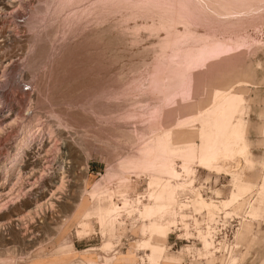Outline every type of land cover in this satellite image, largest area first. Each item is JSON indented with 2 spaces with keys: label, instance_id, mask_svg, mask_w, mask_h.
Returning <instances> with one entry per match:
<instances>
[{
  "label": "rangeland",
  "instance_id": "1",
  "mask_svg": "<svg viewBox=\"0 0 264 264\" xmlns=\"http://www.w3.org/2000/svg\"><path fill=\"white\" fill-rule=\"evenodd\" d=\"M215 88L241 96L246 155L189 176L170 156L181 179L145 167L168 132L198 150ZM194 176L150 259L140 209ZM196 192L216 207L194 210ZM0 264H264V0H0Z\"/></svg>",
  "mask_w": 264,
  "mask_h": 264
},
{
  "label": "bare ground",
  "instance_id": "2",
  "mask_svg": "<svg viewBox=\"0 0 264 264\" xmlns=\"http://www.w3.org/2000/svg\"><path fill=\"white\" fill-rule=\"evenodd\" d=\"M225 49L226 47L217 43L215 50H211L209 54H212L211 56L217 55L215 58L222 60L226 57L227 51ZM198 58L201 57L198 56L197 59ZM215 60L213 58L212 62ZM223 93L224 90L219 88H215L214 92H212L211 101L213 106L207 110V123H211V132L204 136L205 140L201 142L197 151L196 148L198 146L193 143H188V145L184 147L170 148L169 143L172 133L168 132L160 139H155L153 140V143L151 142L152 144L149 147V151L154 150V155L151 157H149L148 154L143 155L142 161L140 162L147 168H154L157 164H159L164 170L168 171L172 177L181 179V172L175 168H168L170 156L172 158L176 155L183 157L182 170L187 176L193 172V169H190L188 163L194 159H196L197 162L199 161L204 168L218 172L223 170V165L220 162L222 157L227 156L229 158H235L236 156H245L247 146L244 140V128L240 119H236L239 112V103L242 100L241 96L235 93L227 95ZM220 96L222 97L221 100H219ZM17 161V158L13 159L11 161V167L16 166V164H18ZM147 171H149V169ZM194 183L195 176L187 178L183 183H172L167 181L162 184L161 189L149 194V202L144 203L143 208L140 209L141 216L149 218V223H143L141 226L142 233H148V238L142 240L140 245L150 250V259H158L163 255V253H165L164 251L166 247L164 246V243L167 242L172 226L175 224L174 220H165L163 219V216L165 217V214L169 213V211L172 214H176L177 207L178 210L183 213L184 208L188 207L187 203L178 202L177 189H180L186 184L191 186ZM195 195V198L188 200V202L191 203L190 206H193L194 210L198 211L203 208L214 209L216 207L212 201L205 200L206 198L204 199L199 192H196ZM238 197V193L233 192L229 199L223 200L221 203L224 206L229 205L235 202ZM122 203L125 207L128 204L127 199L124 198ZM118 208L119 207L114 201L105 207L98 208L97 214L102 226H104L108 221L113 225L116 219L114 217V213L117 212ZM181 216L185 217L186 215L182 214ZM249 227L250 225L248 222L244 220L241 227L242 230L248 229ZM240 234H242L241 231L239 232V235ZM208 235H210V232L208 234H203L202 236L204 242L203 244H205V246L212 244L211 241L209 242L207 240Z\"/></svg>",
  "mask_w": 264,
  "mask_h": 264
},
{
  "label": "crops",
  "instance_id": "3",
  "mask_svg": "<svg viewBox=\"0 0 264 264\" xmlns=\"http://www.w3.org/2000/svg\"><path fill=\"white\" fill-rule=\"evenodd\" d=\"M240 95V94H239ZM207 169V168H206ZM211 170V169H210Z\"/></svg>",
  "mask_w": 264,
  "mask_h": 264
}]
</instances>
